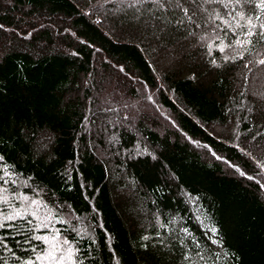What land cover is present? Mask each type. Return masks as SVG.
Masks as SVG:
<instances>
[{"label":"trees","instance_id":"trees-1","mask_svg":"<svg viewBox=\"0 0 264 264\" xmlns=\"http://www.w3.org/2000/svg\"><path fill=\"white\" fill-rule=\"evenodd\" d=\"M118 1L0 0V264H264V0Z\"/></svg>","mask_w":264,"mask_h":264},{"label":"rangeland","instance_id":"rangeland-1","mask_svg":"<svg viewBox=\"0 0 264 264\" xmlns=\"http://www.w3.org/2000/svg\"><path fill=\"white\" fill-rule=\"evenodd\" d=\"M130 1V0H129ZM118 2H121V3H124V2H122L121 0L120 1H118ZM126 2V1H125ZM61 258H62V256H60ZM64 257V256H63ZM56 256H53V255H51L50 254V256H49V264H65L64 263V260H61V259H58V260H56Z\"/></svg>","mask_w":264,"mask_h":264},{"label":"snow or ice","instance_id":"snow-or-ice-1","mask_svg":"<svg viewBox=\"0 0 264 264\" xmlns=\"http://www.w3.org/2000/svg\"><path fill=\"white\" fill-rule=\"evenodd\" d=\"M241 2V0H236V3H240ZM262 7H264V2H262ZM262 27H264V25H262ZM252 33H249V35H251ZM262 62H264V61H262Z\"/></svg>","mask_w":264,"mask_h":264}]
</instances>
